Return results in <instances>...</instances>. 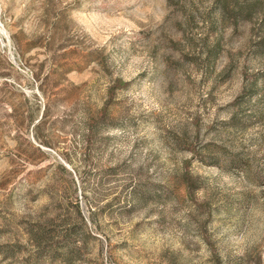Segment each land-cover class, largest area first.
I'll list each match as a JSON object with an SVG mask.
<instances>
[{"label": "rangeland", "instance_id": "rangeland-1", "mask_svg": "<svg viewBox=\"0 0 264 264\" xmlns=\"http://www.w3.org/2000/svg\"><path fill=\"white\" fill-rule=\"evenodd\" d=\"M0 0V264H264V0Z\"/></svg>", "mask_w": 264, "mask_h": 264}, {"label": "trees", "instance_id": "trees-1", "mask_svg": "<svg viewBox=\"0 0 264 264\" xmlns=\"http://www.w3.org/2000/svg\"><path fill=\"white\" fill-rule=\"evenodd\" d=\"M215 2L217 4L220 3V7H219V10H220V14L222 16V18L226 19L228 18V15H227V12H226V8H227V3L224 1V0H215ZM264 46H262L263 48Z\"/></svg>", "mask_w": 264, "mask_h": 264}]
</instances>
